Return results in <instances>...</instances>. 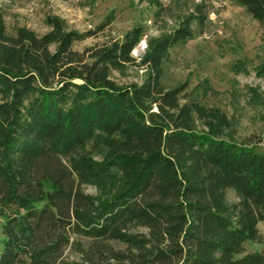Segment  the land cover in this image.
<instances>
[{"label":"trees","instance_id":"trees-1","mask_svg":"<svg viewBox=\"0 0 264 264\" xmlns=\"http://www.w3.org/2000/svg\"><path fill=\"white\" fill-rule=\"evenodd\" d=\"M208 1L221 0H200L138 62L142 26L78 51L85 34L58 16L42 34H8L0 14V264H264V249L244 253L263 241L264 150L222 138L221 109L180 103L184 86L161 82L169 48L203 26ZM233 1L264 27V0ZM136 63L142 83L110 79ZM99 145L97 166L88 147ZM103 177L107 195L83 192ZM73 235L90 239L81 262L64 258Z\"/></svg>","mask_w":264,"mask_h":264},{"label":"rangeland","instance_id":"rangeland-1","mask_svg":"<svg viewBox=\"0 0 264 264\" xmlns=\"http://www.w3.org/2000/svg\"><path fill=\"white\" fill-rule=\"evenodd\" d=\"M199 1L0 0V14L8 34H13L19 26L42 34L49 30L46 17L58 16L65 29L85 34L73 44L78 51L121 40L132 27L142 26L143 35L131 52L138 62L148 40L172 31ZM205 13L207 18L201 28L192 24L191 39L169 48L161 82L166 89L184 86L180 103L197 98L206 106L221 109L230 122L222 138L264 150V27L233 0L208 1ZM147 73L146 67L136 63L123 70H111L109 77L119 86L137 85ZM150 107V111H156L154 105ZM194 127L197 131H207L197 119ZM88 149L90 157L100 166L103 147ZM106 178L81 188L85 193L104 197L109 193ZM226 201H237L233 190H227ZM257 228L263 241H246L244 253L264 249V221H259ZM71 240L64 258L81 262L90 239L73 235ZM110 244L114 248L124 247L116 241Z\"/></svg>","mask_w":264,"mask_h":264}]
</instances>
